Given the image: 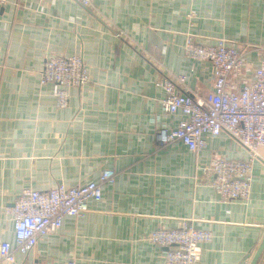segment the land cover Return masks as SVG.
Returning <instances> with one entry per match:
<instances>
[{"label":"crops","instance_id":"0c3cea01","mask_svg":"<svg viewBox=\"0 0 264 264\" xmlns=\"http://www.w3.org/2000/svg\"><path fill=\"white\" fill-rule=\"evenodd\" d=\"M224 41L243 54L229 76L239 91L264 55V0H8L0 5V243L12 239L10 209L26 188L48 191L116 174L82 218H67L14 264H164L147 237L189 221L209 230L199 264H250L264 237V148L253 161L247 202L221 203L209 187L217 159L247 160L249 151L222 135L192 153L160 147L173 129L159 79L185 76L180 92L213 90L209 63L184 55ZM82 57L89 83L68 91L58 109L52 85H40L44 59ZM205 168V169H204ZM5 264V263H2ZM256 264H264V250Z\"/></svg>","mask_w":264,"mask_h":264},{"label":"built area","instance_id":"2783aa9c","mask_svg":"<svg viewBox=\"0 0 264 264\" xmlns=\"http://www.w3.org/2000/svg\"><path fill=\"white\" fill-rule=\"evenodd\" d=\"M7 2L0 0V5ZM81 3L89 6V0ZM183 52L195 62L211 65L215 79L213 90L204 97L183 95L178 91L185 86V76L157 80L155 86L163 92L158 101L162 113L179 117L173 129H158V145L181 144L190 152L199 153L206 149L207 140L227 135L249 151V159L213 161L208 167L213 175L209 187L221 203L247 202L253 181V161L259 157L257 149L264 148V55L249 83L235 91L230 88L229 76L243 68V54L238 49L224 41L200 45L187 37ZM39 75L40 85H52L58 109L68 106L71 88L89 83L79 55L45 58ZM115 176L113 170L107 169L96 181L76 187L60 185L48 191L24 189L7 210L13 236L0 243V264L16 263L15 253L22 256L31 253L38 241L60 229L65 219L82 218L89 212V202L100 200L103 187L112 185ZM213 239L211 231L194 228L189 221L182 220L172 229L160 227L146 240L152 247L164 250V264H199L202 246Z\"/></svg>","mask_w":264,"mask_h":264},{"label":"water","instance_id":"95a60500","mask_svg":"<svg viewBox=\"0 0 264 264\" xmlns=\"http://www.w3.org/2000/svg\"><path fill=\"white\" fill-rule=\"evenodd\" d=\"M263 250H264V237H263L258 249L256 250L250 264H256L257 263V261H258L260 255L262 254Z\"/></svg>","mask_w":264,"mask_h":264},{"label":"rangeland","instance_id":"374dc122","mask_svg":"<svg viewBox=\"0 0 264 264\" xmlns=\"http://www.w3.org/2000/svg\"><path fill=\"white\" fill-rule=\"evenodd\" d=\"M238 71H240V70H238ZM208 171L210 172V169H208Z\"/></svg>","mask_w":264,"mask_h":264}]
</instances>
